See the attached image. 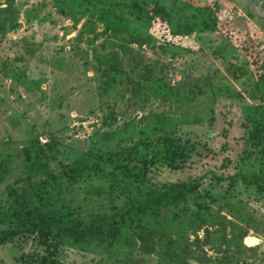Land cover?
<instances>
[{"label":"rangeland","instance_id":"1","mask_svg":"<svg viewBox=\"0 0 264 264\" xmlns=\"http://www.w3.org/2000/svg\"><path fill=\"white\" fill-rule=\"evenodd\" d=\"M138 1H157L174 14L185 3V13L205 9L216 28L179 38L167 35L177 46L174 52H163L157 42L131 44L140 62L133 68L131 56L108 44L107 35H95L102 30L99 22L90 30L82 26L87 18L83 17L73 27L72 19L60 13L53 0H0V20L14 18L13 28L0 32V160L6 154L11 157L10 170L0 181V204L10 203L7 184L19 193L24 186L13 183L21 170L23 147L41 148L55 169L59 162H70L86 150L93 137L114 149L116 142L108 135L128 121L137 122L152 113L173 114L185 118L176 133L194 148L177 169L152 166L148 183L158 187L201 176L198 191L186 201L192 211H199L198 204L206 205L203 212L218 211L224 217L227 239L240 231L233 224L246 229L241 239L246 248L230 245L225 251L221 226L203 225L196 238L189 235L195 256L190 264H210L201 259L223 253H229L236 264H264V192L240 182L231 185L218 180V176L237 171L257 170L264 163L250 136V120L264 114V90L256 82L257 78L264 80V0ZM113 49L118 52L122 78L107 83L109 71L102 58ZM3 65L20 69L25 81L5 75ZM157 78L186 97L152 96L146 86ZM136 89L146 98L138 96ZM55 173L63 172L57 168ZM99 181L96 177L75 181L62 177L63 195L80 208V215L91 209H109L107 194L87 191L88 184ZM121 200L118 197L116 204ZM170 213L167 207L161 209L163 216ZM217 245L221 251L215 250ZM49 251L54 264H95L98 260L116 264V258L124 257L95 242L66 239L53 245L36 234H17L0 242V264H41L36 257ZM128 258L141 264H156L158 259L140 250Z\"/></svg>","mask_w":264,"mask_h":264},{"label":"trees","instance_id":"2","mask_svg":"<svg viewBox=\"0 0 264 264\" xmlns=\"http://www.w3.org/2000/svg\"><path fill=\"white\" fill-rule=\"evenodd\" d=\"M6 1L12 3V0ZM53 1L60 13L72 19L73 27L83 17L87 18L82 26H88L90 30L99 22L102 30L95 35H107L108 44L131 56L133 68L138 67L140 62L133 56L131 44L149 45L157 42L163 52H174L177 46L171 44L172 40L167 35L179 38L196 31L216 28L215 20L210 18L205 9L185 13L186 3L179 4L180 13L174 14L157 1L149 4L138 0ZM6 8L10 9L11 5ZM13 20V16L0 20V32H4L7 27L13 28ZM115 49L102 58L109 71L107 83L122 78ZM2 70L17 82L25 81L20 69H6L3 65ZM146 73L149 74L150 69L147 68ZM256 82L261 83L263 91L264 80L257 78ZM146 88L152 96L178 100L186 97L159 78L150 82ZM218 89L226 92V95L231 94L228 89ZM136 93L146 98V94L138 89ZM184 121L185 118L177 115L160 113L141 116L137 122L128 121L108 135L116 142L114 149L106 148L105 143L93 137L88 148L70 162H59L55 169L59 168L62 174L55 173L41 148L23 147L21 170L13 183H23L24 186L19 193L12 184L6 185L10 203L5 207L0 204V225H4L0 227V242L17 234H36L43 242L50 241L53 245L66 239L75 243L95 242L109 253L113 254L116 250V254L124 255L123 258L115 259L116 264H141L128 258L135 250L156 254V264H190L189 260L195 256L190 247L189 235L193 234L196 238L197 231L203 225L218 224L221 226L220 235L227 243L223 250L227 251L230 245L239 248L246 234L245 228L233 224L240 231L233 239H227L223 233L224 217L218 211L203 212L206 205L198 204L199 211L193 212L186 203L198 191L201 176L163 183L158 187L148 183L152 166L161 164L177 169L193 150V144L176 133L177 125ZM250 122V136L264 158V114ZM10 161L11 157L7 154L1 157L0 181L3 174L9 172ZM63 176L71 181L98 178L99 183L88 184L87 191L97 195L107 194L109 209H91L87 215H80V208L73 207L63 195ZM218 180H228L231 185L240 182L245 186H254L258 192H264V163L257 170L237 171L218 176ZM118 197L122 198L120 205L116 204ZM163 207L171 209V213L163 216ZM181 213L184 215L181 216ZM211 238L214 239L213 236ZM221 248L217 245L215 250L218 252ZM52 256L49 251L48 255L36 259L41 264H54ZM233 260L229 253H223L214 258L204 257L201 262L236 264ZM95 264H101V261Z\"/></svg>","mask_w":264,"mask_h":264},{"label":"bare ground","instance_id":"3","mask_svg":"<svg viewBox=\"0 0 264 264\" xmlns=\"http://www.w3.org/2000/svg\"><path fill=\"white\" fill-rule=\"evenodd\" d=\"M251 238H252V237H251ZM251 238H250V239H251Z\"/></svg>","mask_w":264,"mask_h":264}]
</instances>
